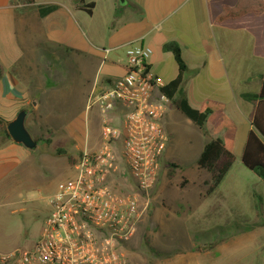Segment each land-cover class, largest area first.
I'll return each mask as SVG.
<instances>
[{"label": "rangeland", "instance_id": "1", "mask_svg": "<svg viewBox=\"0 0 264 264\" xmlns=\"http://www.w3.org/2000/svg\"><path fill=\"white\" fill-rule=\"evenodd\" d=\"M89 1L98 5L93 17L70 9L69 3L62 1L69 9L63 44L67 55L64 53L63 56L54 45L45 44V50L50 52L44 51L41 57L40 54L35 57L38 63L52 65L56 83L47 93L48 100L45 99V104L40 100L36 110V115L44 121L39 134H33L27 128L38 140L36 148L29 150L32 156L0 180V259L17 250L34 247L50 214L48 197L58 184L71 177V170L61 165L66 162V157L58 153L54 156L45 154L42 145H48L53 153L61 150L76 157L86 140L91 139L93 133L94 136L98 134L101 116L92 128L88 120L90 115L84 112L82 99L78 97L90 82L96 65L89 63L87 57L85 60L89 64L84 72L83 68L79 69L75 46L83 45L87 52L96 51L95 47L106 49L113 26L117 27L124 19L110 20L107 0ZM68 2L71 4V0ZM125 4L127 0L124 3L115 0L116 10L124 11ZM126 47L107 56L100 53L101 78L119 74L114 63L120 59L124 61ZM166 106L162 125L168 140L156 184L149 194L147 210L127 245L129 262L264 264V183L237 158L217 192L218 196L205 203L201 199L205 196L206 182L202 176L208 177V174L199 170L195 161L209 138L171 102ZM116 126L121 128L122 123L118 122ZM4 142L7 140L0 132V145ZM170 163L178 166L172 173L168 168Z\"/></svg>", "mask_w": 264, "mask_h": 264}, {"label": "crops", "instance_id": "2", "mask_svg": "<svg viewBox=\"0 0 264 264\" xmlns=\"http://www.w3.org/2000/svg\"><path fill=\"white\" fill-rule=\"evenodd\" d=\"M62 1L69 3L70 9L79 11L75 8L74 0H71V4L68 0H0V118L9 122L21 110H25V128L31 137L27 128L33 134H39V127L44 121L36 115V110L41 104L40 100L45 104L47 93L56 83L52 65L47 62L38 63L35 57L39 54L41 57L44 51L50 52L45 50V44L54 45L63 56L67 53L63 44L69 9ZM85 1L94 3L92 15H88L93 17L98 5L95 1ZM235 2L236 0H127L124 11H117L115 0H107L109 6L107 5L106 11L109 7L110 20L124 19L117 27L113 26L107 40L109 47H95L96 51L87 52L83 45L78 48L75 46L79 69L83 68L84 72L88 62L96 65L90 82L78 95L82 99L84 112L90 115V126L93 128L95 125L99 112L87 107L89 95L103 91L125 74L126 58L123 53L124 61L120 59L114 63L119 68V74L113 78H101L103 66L98 60L100 53L107 56L133 42L149 46L152 49L149 68L166 85L176 78L178 67L172 54L163 52L162 47L174 42L179 46L187 67L175 100L185 98L190 107L196 110L205 101L222 105L218 120L225 116L233 125L226 137L232 140L235 162L237 158L241 161L247 135L252 129L251 120L256 101L244 100L240 95L259 91L264 74V59L254 56L253 37L247 31L227 29L214 23L222 7L233 6ZM41 6H56V10L41 18L38 9ZM87 57L88 62L85 60ZM99 132L100 127L96 136L93 133L91 139L86 140L78 155L85 148L93 150L100 145ZM42 147L45 154L54 156L58 153L57 150L54 153L49 150L48 145ZM58 154L66 157V162L61 165L72 172L69 160L76 159L78 155L72 157L64 151ZM31 156V151L21 144L7 141L0 148V180L23 166ZM202 177L203 181L209 179V176ZM257 179L262 181L258 177ZM219 189L213 195L202 196L201 199L206 203L208 199L218 196ZM126 249L128 250L127 246L125 253Z\"/></svg>", "mask_w": 264, "mask_h": 264}, {"label": "built area", "instance_id": "3", "mask_svg": "<svg viewBox=\"0 0 264 264\" xmlns=\"http://www.w3.org/2000/svg\"><path fill=\"white\" fill-rule=\"evenodd\" d=\"M151 56L149 46L128 44L125 74L89 95L87 107L101 116L100 145L82 150L72 177L48 197L50 214L34 247L1 264H131L125 248L147 210L168 140L162 120L170 101L149 68Z\"/></svg>", "mask_w": 264, "mask_h": 264}, {"label": "trees", "instance_id": "4", "mask_svg": "<svg viewBox=\"0 0 264 264\" xmlns=\"http://www.w3.org/2000/svg\"><path fill=\"white\" fill-rule=\"evenodd\" d=\"M74 5L77 10L83 11L89 16L92 15L93 2L86 3L85 0H74ZM38 9L40 17L44 18L54 12L56 6H41ZM214 23L227 29L247 31L253 37L254 56L264 59V0H236L233 6L222 7ZM162 51L172 54L178 67V74L174 80L161 88V92L185 118L209 138L202 146L195 161L196 167L209 176V179L204 183V195L209 197L221 187L235 163L232 140L226 137L227 132L233 129V125L225 116L218 120V112L222 110L220 104L205 101L201 108L196 110L190 107L185 98L175 100V96L183 83L187 67L176 43L164 44ZM240 97L247 101H256L251 120L252 129L247 135L242 150L241 163L264 182V74L257 93H244ZM6 123L0 118V132L7 141H12L6 131ZM35 141L38 143V140ZM4 144L5 142L0 147ZM57 152L61 153L62 151L57 150ZM69 162L73 166L75 159L71 158ZM168 168L169 172L172 173L178 166L170 163Z\"/></svg>", "mask_w": 264, "mask_h": 264}, {"label": "water", "instance_id": "5", "mask_svg": "<svg viewBox=\"0 0 264 264\" xmlns=\"http://www.w3.org/2000/svg\"><path fill=\"white\" fill-rule=\"evenodd\" d=\"M124 3V0H120ZM26 111L21 110L16 118L6 123V131L15 144H21L28 150L36 148V141L30 136L25 128Z\"/></svg>", "mask_w": 264, "mask_h": 264}]
</instances>
